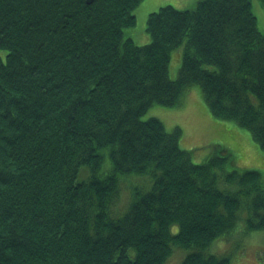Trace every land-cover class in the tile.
I'll list each match as a JSON object with an SVG mask.
<instances>
[{"label":"trees","instance_id":"trees-1","mask_svg":"<svg viewBox=\"0 0 264 264\" xmlns=\"http://www.w3.org/2000/svg\"><path fill=\"white\" fill-rule=\"evenodd\" d=\"M143 1L0 0V264H165L174 245L191 249L183 264H230L208 249L241 210L247 232L264 229L259 170L229 169L223 148L195 163L179 127L144 119L199 85L211 113L264 150L252 1L166 5L137 45Z\"/></svg>","mask_w":264,"mask_h":264},{"label":"rangeland","instance_id":"rangeland-1","mask_svg":"<svg viewBox=\"0 0 264 264\" xmlns=\"http://www.w3.org/2000/svg\"><path fill=\"white\" fill-rule=\"evenodd\" d=\"M252 9L257 17L258 28L264 33V5L261 0H251ZM198 0H144L134 11L137 24L128 33L132 35L137 45L150 43L151 37L146 30L148 16L161 7L172 5L179 9H192ZM183 46L172 53L170 63L171 77L178 76L181 67ZM181 104L176 107L152 106L144 119L155 117L160 119L165 127L172 131L179 127L181 131L180 145L191 151L195 163H202L211 157L215 150L224 149L231 154L229 169L259 170L264 176V150L253 140L252 134L241 128L236 122L215 117L204 99L199 85L190 87L184 94ZM134 185L148 189L146 177L133 176ZM128 185V183H127ZM220 188L228 185L223 179L219 181ZM128 191V190H127ZM125 192V195L127 194ZM129 193V192H128ZM124 195V196H125ZM242 212L245 213L241 215ZM246 211L241 210L237 228L230 234L217 238L209 247V251L218 257H227L230 264H264V229L246 231ZM178 226H173V232ZM191 249L173 246V251L165 264H183Z\"/></svg>","mask_w":264,"mask_h":264},{"label":"bare ground","instance_id":"bare-ground-1","mask_svg":"<svg viewBox=\"0 0 264 264\" xmlns=\"http://www.w3.org/2000/svg\"><path fill=\"white\" fill-rule=\"evenodd\" d=\"M86 2H87L88 4H92L93 0H86ZM155 12H156V11H155ZM173 52H174V51H173ZM173 52H172V53H173ZM182 54H183V53H182ZM181 102H182V101H181ZM180 104H181V103H180ZM180 104H179V105H180ZM179 105H178V106H179ZM150 118H151V117H150Z\"/></svg>","mask_w":264,"mask_h":264}]
</instances>
